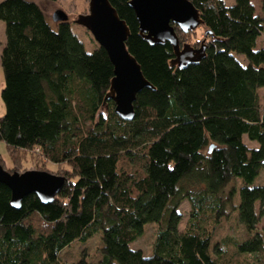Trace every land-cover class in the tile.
<instances>
[{
	"label": "trees",
	"instance_id": "obj_1",
	"mask_svg": "<svg viewBox=\"0 0 264 264\" xmlns=\"http://www.w3.org/2000/svg\"><path fill=\"white\" fill-rule=\"evenodd\" d=\"M108 1L152 86L136 95L131 121L105 100L113 66L103 48L88 53L69 21L50 25L33 0L0 1V141L9 154L37 151L63 165L65 178L51 203L30 194L19 209L0 184V264H229L219 258L228 237L223 245L216 237L231 217L246 235L230 239L234 252L264 257V184H254L264 168V0L259 10L251 0H188L204 30L196 47H206L184 68L171 65L169 43L139 34L129 0ZM173 27L185 45L187 33ZM183 201L190 210L180 232ZM147 224L156 230L144 256L130 243ZM99 233L96 259L66 256Z\"/></svg>",
	"mask_w": 264,
	"mask_h": 264
},
{
	"label": "water",
	"instance_id": "obj_2",
	"mask_svg": "<svg viewBox=\"0 0 264 264\" xmlns=\"http://www.w3.org/2000/svg\"><path fill=\"white\" fill-rule=\"evenodd\" d=\"M88 13L73 21L90 32L99 47L103 48L113 66L105 100L112 101L114 113L124 121L134 118L133 103L144 88H152L144 78L139 64L126 48L129 29L108 0H87ZM135 14L139 34L150 44L169 43L174 59L171 65L184 68L198 63L205 56V45L192 48L179 45L173 25L181 32L195 31L202 25L199 13L188 0H129ZM54 23L68 22L62 10L52 15ZM211 148V147H210ZM264 164V162H263ZM0 184L10 190V205L19 209L24 197L34 194L42 204L51 203L65 184V178L45 171L28 170L8 172L0 164Z\"/></svg>",
	"mask_w": 264,
	"mask_h": 264
},
{
	"label": "rangeland",
	"instance_id": "obj_3",
	"mask_svg": "<svg viewBox=\"0 0 264 264\" xmlns=\"http://www.w3.org/2000/svg\"><path fill=\"white\" fill-rule=\"evenodd\" d=\"M2 1V0H0ZM35 1L41 9L44 11L46 19L48 23L55 24L52 21V15L56 10L64 11L67 16L69 17L70 23V30L72 33L83 43L85 50L88 53H91L94 49L97 48L98 44L93 39L92 35L89 31L85 28L74 24L73 21L77 19L78 15H84L88 13V1L87 0H57L56 2H46L44 0H33ZM260 1L261 0H251L253 5L255 6L256 10L260 8ZM223 2L227 6H231L234 3V0H223ZM204 37V30L202 28L196 29L195 32H189L180 38L185 40V44H188L192 48H199L196 47L198 41H201ZM5 40L4 35V24L0 21V53L3 48ZM258 48H264V32L258 39ZM241 60H244L242 56H240ZM4 85V78L2 69L0 67V116H2L5 112L4 104L1 99V89ZM259 98H260V108L264 110V88L259 89L258 91ZM245 143L252 149L258 147L256 142H250L246 137L244 138ZM0 164L2 167L7 170L8 172H25L28 170H37V171H45L53 175L62 176V168L63 165H53L52 163L48 162L46 158H44L40 153L37 151H18L13 154H9L6 145L0 141ZM11 170V171H10ZM255 185H263L264 184V168L260 171L259 176L254 181ZM189 204L186 201H183L182 204L178 208V212L181 215V221L179 224L180 232L186 228L188 218H189ZM225 221V220H224ZM222 221L221 226L218 228V235L216 238L221 239L218 244L223 245L222 241L226 237L229 240L227 245H223L220 248L222 251H225V254H221L219 256L220 260H223L229 264H256L258 260V264H262L264 262V257H255L251 255H243V254H236L231 247L230 239L232 241H238L237 239H244L246 237L245 233L243 232L242 228L237 223L235 218H230L227 222L224 223ZM258 229L261 230L264 228V220L262 219L258 224ZM156 227L153 224H147L144 228V232L140 238L135 240L134 242L130 243V247L132 249H139L142 251L144 256H149L151 254V246L154 241ZM214 238V240H216ZM218 241V240H216ZM100 244V233L94 234L93 237L90 239L87 245L83 246L78 242H75L72 246H70L67 251L68 253L66 256H74V254H80L85 259H96L97 257V247ZM227 253V256H226Z\"/></svg>",
	"mask_w": 264,
	"mask_h": 264
},
{
	"label": "crops",
	"instance_id": "obj_4",
	"mask_svg": "<svg viewBox=\"0 0 264 264\" xmlns=\"http://www.w3.org/2000/svg\"><path fill=\"white\" fill-rule=\"evenodd\" d=\"M4 44V43H3ZM2 42H1V45H3Z\"/></svg>",
	"mask_w": 264,
	"mask_h": 264
}]
</instances>
